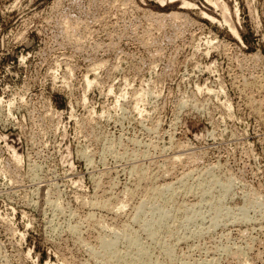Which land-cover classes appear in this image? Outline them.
<instances>
[{
	"label": "rangeland",
	"instance_id": "rangeland-1",
	"mask_svg": "<svg viewBox=\"0 0 264 264\" xmlns=\"http://www.w3.org/2000/svg\"><path fill=\"white\" fill-rule=\"evenodd\" d=\"M0 264H264V0H0Z\"/></svg>",
	"mask_w": 264,
	"mask_h": 264
}]
</instances>
